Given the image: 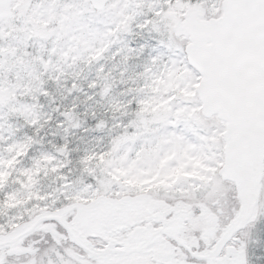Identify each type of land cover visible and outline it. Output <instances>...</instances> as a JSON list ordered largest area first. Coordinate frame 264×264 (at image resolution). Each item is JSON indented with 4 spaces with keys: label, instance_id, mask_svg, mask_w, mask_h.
Wrapping results in <instances>:
<instances>
[{
    "label": "snow or ice",
    "instance_id": "6c2138e0",
    "mask_svg": "<svg viewBox=\"0 0 264 264\" xmlns=\"http://www.w3.org/2000/svg\"><path fill=\"white\" fill-rule=\"evenodd\" d=\"M0 264H264V0H0Z\"/></svg>",
    "mask_w": 264,
    "mask_h": 264
}]
</instances>
